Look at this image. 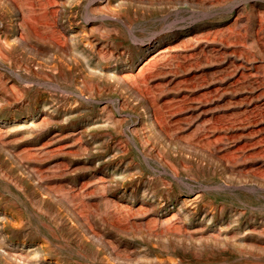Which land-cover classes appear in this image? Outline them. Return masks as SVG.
Returning a JSON list of instances; mask_svg holds the SVG:
<instances>
[{
  "label": "rangeland",
  "instance_id": "1",
  "mask_svg": "<svg viewBox=\"0 0 264 264\" xmlns=\"http://www.w3.org/2000/svg\"><path fill=\"white\" fill-rule=\"evenodd\" d=\"M0 264H264V0H0Z\"/></svg>",
  "mask_w": 264,
  "mask_h": 264
},
{
  "label": "bare ground",
  "instance_id": "2",
  "mask_svg": "<svg viewBox=\"0 0 264 264\" xmlns=\"http://www.w3.org/2000/svg\"><path fill=\"white\" fill-rule=\"evenodd\" d=\"M178 1V0H177ZM191 1H194V0H191Z\"/></svg>",
  "mask_w": 264,
  "mask_h": 264
}]
</instances>
